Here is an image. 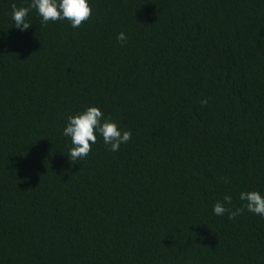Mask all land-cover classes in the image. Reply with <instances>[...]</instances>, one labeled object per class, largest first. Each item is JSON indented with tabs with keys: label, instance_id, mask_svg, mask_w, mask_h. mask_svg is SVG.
I'll list each match as a JSON object with an SVG mask.
<instances>
[{
	"label": "trees",
	"instance_id": "obj_1",
	"mask_svg": "<svg viewBox=\"0 0 264 264\" xmlns=\"http://www.w3.org/2000/svg\"><path fill=\"white\" fill-rule=\"evenodd\" d=\"M31 2L0 0V264H264V216L213 212L264 196V0H88L21 31ZM91 106L131 139L73 162Z\"/></svg>",
	"mask_w": 264,
	"mask_h": 264
},
{
	"label": "clouds",
	"instance_id": "obj_2",
	"mask_svg": "<svg viewBox=\"0 0 264 264\" xmlns=\"http://www.w3.org/2000/svg\"><path fill=\"white\" fill-rule=\"evenodd\" d=\"M11 18L15 22V27L25 31L30 27L26 22V17L30 9H36L42 17V23L47 25L49 21L68 20L71 26L77 28L87 21L92 14L88 0H32L29 7H17L11 4ZM117 39L123 45L127 41L126 35L121 32ZM207 100H202V104H207ZM103 137L105 145L109 146L112 152L119 151L121 144L127 143L131 139L130 131H121L118 125L109 118H105L102 111L95 106L86 108L83 112L71 115L67 119L63 134L71 139L69 155L71 161L81 160L90 153L91 145L96 142V133ZM239 199L244 201L243 207L234 211L226 208L225 204H231L232 197L226 195L224 203L217 202L213 206V212L217 216L228 213L229 219H235L246 208L248 212L264 216V196L257 191L241 192Z\"/></svg>",
	"mask_w": 264,
	"mask_h": 264
}]
</instances>
